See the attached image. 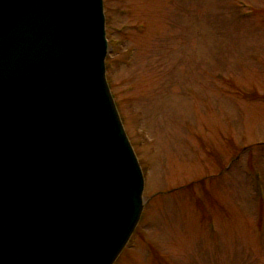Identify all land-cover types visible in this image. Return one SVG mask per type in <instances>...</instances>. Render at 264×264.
<instances>
[{
  "label": "rangeland",
  "instance_id": "rangeland-1",
  "mask_svg": "<svg viewBox=\"0 0 264 264\" xmlns=\"http://www.w3.org/2000/svg\"><path fill=\"white\" fill-rule=\"evenodd\" d=\"M144 176L113 264H264V0H103Z\"/></svg>",
  "mask_w": 264,
  "mask_h": 264
},
{
  "label": "water",
  "instance_id": "water-1",
  "mask_svg": "<svg viewBox=\"0 0 264 264\" xmlns=\"http://www.w3.org/2000/svg\"><path fill=\"white\" fill-rule=\"evenodd\" d=\"M107 49L103 0H0V264H113L139 221Z\"/></svg>",
  "mask_w": 264,
  "mask_h": 264
}]
</instances>
